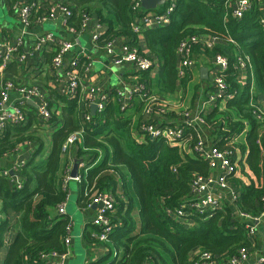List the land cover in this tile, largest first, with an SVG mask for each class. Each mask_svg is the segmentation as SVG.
<instances>
[{
    "label": "trees",
    "instance_id": "trees-1",
    "mask_svg": "<svg viewBox=\"0 0 264 264\" xmlns=\"http://www.w3.org/2000/svg\"><path fill=\"white\" fill-rule=\"evenodd\" d=\"M132 2L71 0L66 4L75 16L81 12L96 14L106 25V41L125 37L126 43L139 47ZM106 8L114 18H105ZM260 14L257 4L236 18L222 0H177L169 24L141 30L149 50L156 55L148 56L162 61L160 82L167 93L176 90L178 79L183 87L189 80L178 76L180 41L192 35L218 38L216 46L203 53L208 58L217 53L226 55L230 62L228 81L240 89L236 98L219 102L203 114L205 126L219 135L214 143L219 149L232 152L237 173L230 175L229 181L238 191L236 203L242 212L255 216L264 213V122L254 117L249 105L251 76L248 74L245 85L238 84L234 66L239 58L248 57L253 67L255 99L264 103V29L259 23ZM75 16L73 21L77 22ZM141 76L150 87L149 70ZM57 94L55 102L62 104L61 112L54 113L49 127L43 125L32 107L26 124H8L0 134V155L24 142L36 145L19 171L22 188L0 176V250L8 241V233L15 232L4 264H47L42 254L64 252V238L72 219L57 210L69 193V185L65 187L63 181L66 164L62 146L72 132L81 128L83 136L72 147L81 159L79 163L84 162L78 204L85 208L95 191H110L117 202L110 214L113 230L107 241L97 240L99 228L95 225L83 237L86 244L103 245L116 255L109 262L103 258L90 264H191V256L198 251L220 260L242 246H252L244 221L226 204L208 219L197 214L174 219L168 213L189 195L194 174H209L207 162L194 152V127L185 125V135L178 141L136 138L129 117L119 103L112 101L114 92H108L104 111L90 121L84 120L77 98ZM52 128L48 151L46 132ZM9 210L17 215L15 223L9 219ZM52 210H56L55 215Z\"/></svg>",
    "mask_w": 264,
    "mask_h": 264
},
{
    "label": "built area",
    "instance_id": "built-area-1",
    "mask_svg": "<svg viewBox=\"0 0 264 264\" xmlns=\"http://www.w3.org/2000/svg\"><path fill=\"white\" fill-rule=\"evenodd\" d=\"M177 0H166V4L161 11H145L142 8V0H133L131 9L137 15L134 25V31L141 33L142 27L152 28L156 26H164L171 22V14L175 9ZM226 10L233 12V16L241 18L248 10L251 9L250 0H222ZM13 12L17 14L23 24L24 30L49 21L60 19L64 28L72 35H78L85 32L89 27L91 15L87 12H81L74 15L72 8L66 3H55L42 5L34 1H17L12 5ZM78 17V21L74 22L73 18ZM259 23L264 29V8L261 10ZM104 26L98 22L94 26L91 39L94 43L102 42L106 53L112 58L113 63L123 64L131 63L135 69L132 75L134 82L129 90L117 92L119 100L125 96H138L143 102V112L146 116L151 117L155 112V107H160V112L164 110L165 100L159 98L151 92L146 81L142 79V72L150 70L154 65V60L145 54H142L138 47L129 45L128 43L118 44V39L107 40L104 38ZM24 34L22 32L17 37L15 43L7 42L0 37V73L4 72L12 61L24 67L29 58L42 52L46 48H50L54 55L50 65V73L52 79L57 86L58 93L70 99L77 98L78 109L81 110L83 118L90 121L93 115L91 113V105H96V114L104 111L109 95L102 92V89L96 86L89 87L84 93L82 84L84 78L91 71L93 62L87 54L82 56L70 55L74 42L59 38L55 33L46 31L36 36V40L32 47V52L22 50L24 43ZM218 43L217 37L206 36H188L180 41L177 47V56L179 59L178 76L183 78L187 71L195 68V47L203 50L213 49ZM70 56L69 58H67ZM214 65V73L211 77V88L207 98L202 102L199 111L195 114L191 111L183 113L184 122L182 125H162L154 120L142 121L137 131L139 135L148 136L150 139L166 138L168 140H181L185 135V127H194L197 132V142L194 146V152L209 166V174H194L190 180L189 195L180 203L173 211H168L174 219H180L189 215H200L208 219L216 211L221 210L225 206V199L237 200L238 191L230 183V175L237 173V165L233 159L232 152L221 150L215 144L210 143L204 133L197 127L199 124L205 125L203 114L209 112L217 103L226 102L236 98L239 94L238 87H234L228 81V71L230 62L226 55L217 53L212 58ZM234 68L237 71L236 81L238 84L245 85L248 74L251 76V88L249 105L252 108L254 117L259 122H264V103L255 99L253 85L254 74L253 67L248 57L239 58ZM240 85V86H241ZM12 91L19 94V100L12 108H9L10 95ZM29 101H33L35 105H31ZM61 105L54 106L45 91L37 84L17 83L14 80L7 79L0 86V134L8 124H26L29 120L30 110L35 109L38 117L42 120L43 125L49 127L50 120L54 113L60 114ZM124 108V105H122ZM186 125V126H185ZM84 129L72 132L62 146V152L68 151L81 140ZM264 134V128L262 129ZM260 143V140L258 141ZM25 161L15 164L12 168L0 169V176L5 177L15 187L22 188L24 185L19 171ZM84 166V162L79 163V174L76 178H72L71 168L64 169V185L67 187L71 181L81 182L82 175L80 169ZM84 168V167H83ZM13 172V173H12ZM215 188V189H213ZM87 194V192H86ZM67 200L58 205L59 214L66 215ZM264 201V197H263ZM96 205V211L92 224L99 228V232L95 237L100 243L107 241L111 234L112 220L110 214L116 209V198L110 191H95L91 194L90 201L85 208H93ZM239 217L244 221L246 235L253 242L258 227L264 223V213L260 215H252L239 211ZM73 223L68 226V234L64 238V252L52 251L41 255L42 260L47 264H70V244L72 241ZM250 248L246 246L240 247L235 253L230 254L222 259H216L210 253L198 251L193 253L190 258L191 264H247L250 259ZM144 264H155L146 261ZM255 264H264V256L256 255Z\"/></svg>",
    "mask_w": 264,
    "mask_h": 264
},
{
    "label": "crops",
    "instance_id": "crops-1",
    "mask_svg": "<svg viewBox=\"0 0 264 264\" xmlns=\"http://www.w3.org/2000/svg\"><path fill=\"white\" fill-rule=\"evenodd\" d=\"M17 1H34L42 5L55 4V3H71V0H0V6L2 9H6L9 14L14 18H8L5 16L0 20V37L5 39L7 42L15 43L18 36L25 31L24 43L22 50H28L32 52L33 44L36 40V36L46 31H51L59 38L70 40L74 42V48L70 55L82 56L87 54L91 57L93 62V67L91 71L83 80L82 91L83 93L91 86H96L102 89V92L108 93L109 91L115 94L112 97V101L119 103L121 110L130 119V129L133 136L136 138H142L137 131L139 124L142 121L154 120L162 125H182L184 122L183 111H191L193 114L197 113L201 107L202 102L207 98L210 87H211V77L214 73V65L211 58H208L203 52L204 50L200 47H195V68L187 71L186 76L189 78L185 87L181 85L180 79H178L176 90L172 93H167L162 89L164 83L160 82V77L162 72V61H158L156 55L149 50L146 44L145 37L142 33L138 34V49L142 54L153 55L154 65L149 70L151 77V92L165 100L163 105L164 110L160 112V107H155V112L151 117H148L143 112L144 102L138 96H125L119 100L117 96L118 91L129 90L134 84L132 80V75L135 73V69L131 63L115 64L112 58L106 53L104 45L102 42L94 43L91 39L94 26L100 22L96 14H92L89 20L88 29L78 35H72L67 32L61 23L60 19L49 21L43 24L34 25L27 30H24L23 24L17 14L13 12L12 5ZM251 7L252 4H257L261 10L264 8V0H250ZM164 6H158L156 9L151 11H161ZM108 9L104 10L103 14L105 18H114L109 14ZM114 23V22H113ZM116 26V23H114ZM104 26V33L106 32V25ZM118 44L126 43L127 39L125 37L118 38ZM53 51L50 48L44 49L42 52L37 53L32 58L28 59L27 64L22 67L14 60L12 61L8 68L0 73V86L3 81L7 79L14 80L17 83H27V84H37L43 91L46 92L49 98L53 101L54 109L59 104L55 102L58 100V90L55 85L50 71V65L53 58ZM68 56L67 58H69ZM179 68V61L177 63V70ZM207 68L208 74L206 77L202 75V69ZM162 85V86H161ZM19 100V94L16 91H12L10 95L9 108ZM259 102L261 100L257 99ZM124 105V108H122ZM60 124H58L59 126ZM205 135L206 139L210 143H215L219 139V135L215 130L207 128L205 125L199 124L197 126ZM55 128V127H54ZM46 132V144L48 146V151L51 148V137L50 134L53 129ZM48 134V135H47ZM36 145L32 142H24L18 145L10 152H6L0 155V169L12 168L15 164L21 161L29 160L32 156ZM65 167H72L81 159L78 160L74 150L71 148L68 153H64ZM76 187L74 192L76 193L74 201L72 203H67L66 214L72 219L73 216L80 214L82 216L83 222L81 226L75 230L74 220L72 219V241L70 244V264H90L92 262H98L103 258H106L104 262H109L113 260L115 254L111 253L109 248L103 245H88L84 241V232L92 230V219L94 218L96 209L93 208H81L78 204V182H75ZM215 189V188H213ZM225 204L233 209L235 214L239 217V207L235 201L226 197ZM9 219L11 222L15 223L17 215L15 212L9 210ZM69 213H71L69 215ZM56 214V210H52V215ZM94 234V232H93ZM15 237V232L10 231L8 233V241L5 243L4 247L0 250V264H4L5 257L9 249V242ZM250 259L247 264H255L256 255L264 256V223L258 227L256 236L250 247Z\"/></svg>",
    "mask_w": 264,
    "mask_h": 264
},
{
    "label": "water",
    "instance_id": "water-1",
    "mask_svg": "<svg viewBox=\"0 0 264 264\" xmlns=\"http://www.w3.org/2000/svg\"><path fill=\"white\" fill-rule=\"evenodd\" d=\"M166 4V0H142V8L145 10V11H151V10H154L156 9L158 6H164ZM204 73H207L208 74V70L207 68H203L202 69V75L203 77H206V75H204ZM29 103L31 105H35V103L33 101H29ZM91 113L93 115H96V105L95 104H92L91 105ZM79 162L78 161L71 169V177L72 178H76L79 174ZM13 173V172H12ZM93 209H96V205L93 206Z\"/></svg>",
    "mask_w": 264,
    "mask_h": 264
},
{
    "label": "rangeland",
    "instance_id": "rangeland-1",
    "mask_svg": "<svg viewBox=\"0 0 264 264\" xmlns=\"http://www.w3.org/2000/svg\"><path fill=\"white\" fill-rule=\"evenodd\" d=\"M5 16H7L8 18H11V19H14L10 14L9 12L5 9H2V7L0 6V20H2V18H4ZM186 112V111H184ZM76 187V184L74 181H71L69 183V200H68V204L69 203H72L74 201V198H75V195L76 193L74 192V189ZM137 201V200H136ZM137 204V202H136ZM71 213H69L70 215ZM74 220V224L75 226L73 227V230L79 228L81 226V223L83 222V219H82V216L80 214H78V217L76 216H73L72 218ZM115 257V256H114Z\"/></svg>",
    "mask_w": 264,
    "mask_h": 264
}]
</instances>
